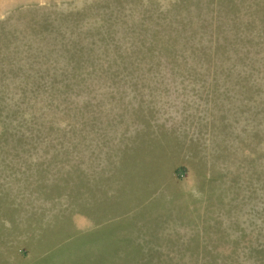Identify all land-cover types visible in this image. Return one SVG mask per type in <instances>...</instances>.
<instances>
[{
	"label": "rangeland",
	"instance_id": "374dc122",
	"mask_svg": "<svg viewBox=\"0 0 264 264\" xmlns=\"http://www.w3.org/2000/svg\"><path fill=\"white\" fill-rule=\"evenodd\" d=\"M0 264H264V0H0Z\"/></svg>",
	"mask_w": 264,
	"mask_h": 264
}]
</instances>
